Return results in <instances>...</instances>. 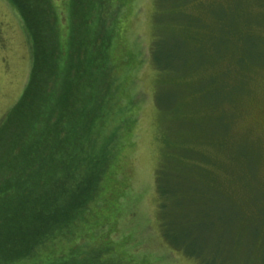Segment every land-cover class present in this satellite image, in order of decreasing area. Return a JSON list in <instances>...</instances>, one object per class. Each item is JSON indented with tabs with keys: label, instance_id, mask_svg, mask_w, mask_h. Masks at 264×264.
<instances>
[{
	"label": "rangeland",
	"instance_id": "rangeland-1",
	"mask_svg": "<svg viewBox=\"0 0 264 264\" xmlns=\"http://www.w3.org/2000/svg\"><path fill=\"white\" fill-rule=\"evenodd\" d=\"M92 1L101 9L97 6L99 13H92L94 20L98 15L99 22L91 24ZM263 1L187 0L182 10L201 16L202 35L217 29L215 17L219 12L233 16L236 28L248 25L252 33L243 42L236 36L229 37L227 46H219L223 40L217 37L213 41L217 46L204 44L197 68L180 71L185 74L182 80L176 73L179 70H173L178 67L166 71L167 78L160 80L151 59L157 29L165 36L166 50L172 57L169 63H175L171 35L178 25L168 3L159 8L157 0H50L54 15L48 17L50 31L40 44L43 53L38 55V86L29 91L35 69L32 40L13 2L0 0V259L10 256L11 251H26L25 257H31L32 250L34 254V249H39V257L19 264H56L70 257L95 260L98 256L103 264H199L169 244L161 233L155 184L156 168L163 155L161 139L172 140L179 120L185 127H196L198 131L194 127L180 131L184 138L197 136V141H182V146L194 145L202 150L211 169V165L218 168L224 163L231 194L237 183H244L249 197L254 192L264 197V10L259 7ZM42 6L37 10L44 9ZM245 19L247 22H243ZM90 25L99 28L94 44L89 40L95 34ZM225 76L227 86L234 87V96L223 108L210 103L200 107L191 100L203 83L204 91L212 90ZM176 90L179 108L172 113L164 108V96ZM27 91L25 105L14 115ZM201 95L197 96L199 100ZM66 96L73 98L69 113L72 120L85 119L81 151L75 140L80 133L77 121H71L73 128L68 127L67 132L62 119L55 121L58 128L42 125L43 119L56 117ZM51 108L53 113L49 114ZM41 114L45 116L40 118ZM216 120L225 125L228 122L227 147L221 150L205 142L208 135L217 138V133H211ZM41 126L43 132L39 131ZM75 148L78 167H65L68 151L74 154ZM107 156L90 200L86 206L67 212L71 215L66 216V225L56 231L50 244L24 247L19 240L21 230L3 227L2 216L8 214L9 203L27 199L30 193L38 194L42 203L53 196L55 186H61L63 167L71 171L73 180L66 184L71 188L61 199L68 204L75 199L71 192L76 182L82 197L92 188L93 175L96 177L99 164ZM174 156L170 151V162ZM51 164L56 169L49 177L46 165ZM169 203L172 209L173 201ZM250 233L247 229L243 249L250 248ZM11 236L16 238L14 243L9 241Z\"/></svg>",
	"mask_w": 264,
	"mask_h": 264
},
{
	"label": "trees",
	"instance_id": "trees-1",
	"mask_svg": "<svg viewBox=\"0 0 264 264\" xmlns=\"http://www.w3.org/2000/svg\"><path fill=\"white\" fill-rule=\"evenodd\" d=\"M11 1L22 15L33 44L35 69H33L28 88L29 91H32L34 90V86H38V71L36 69H38V64L40 65V52L41 54L43 53V47L40 48V44H42L48 36L50 29L47 26L49 25L51 27L48 17L53 18L54 10L50 0ZM157 1L159 8H164L166 3L171 6L172 16L175 15L173 19L178 25L176 30L173 31V35H171L174 36L171 39V42H174V46L172 45L173 50L175 47L174 64L169 63L172 57L169 56L166 50L168 45L165 42L163 31L157 29V35L151 49V59L160 80L167 78L165 72L168 70H179V72L176 73L178 74L179 80H182L185 74L180 71L183 69L197 68L201 62L200 59H202L201 51L203 50L202 48H204V44L209 43L214 45L217 37H222L223 40L221 44H218L219 46L222 44H226L227 46V44L230 45L231 43V37L236 36L239 41L243 42L250 36L249 33L252 28H249L246 24H244L242 28H236L233 16L230 17L220 12L218 16L215 17L217 29L209 31L207 35H202L201 29L203 27V21L201 16L192 15L182 10L187 0ZM40 3L43 5L42 7H44V9L39 11L37 7L38 9L41 8ZM97 6L101 9L96 2L92 1L90 5V14L92 16L91 24L92 21L99 22L98 15L94 20L93 17H95V14H92L95 12L96 14L99 13L97 11ZM259 7L264 10V1L259 3ZM40 13H43V17L48 23L47 25ZM226 18H229V21H226ZM243 22H247V20L245 19ZM89 28L95 31L93 37L89 39L90 42L94 44V42L98 40L97 35H99V28H94L91 25ZM86 35H88V32L85 31V40ZM183 51L185 52L184 54ZM101 53L103 54V48L101 49ZM172 67L178 68L176 70ZM172 76L174 77L175 73L172 74ZM226 78V76L225 78L221 77L220 80H224L213 88L216 89L214 92H212L213 89L204 91L205 85L203 83L202 86L196 89L194 95L190 96L191 100L196 102L197 106L200 107L210 103L212 106L223 108L225 106L224 104L229 102V99H232L234 96V87L227 86ZM178 81H176L175 84L178 83ZM209 82L207 81L206 85H208ZM29 91L21 98L20 103L14 110V115L16 114V110H18L19 113L21 111L20 109L25 105L30 93ZM177 93L178 91L170 92L168 95L164 96L166 100L164 108L170 109L172 113H175L177 110L176 108H179L176 103L180 100V96ZM200 94L202 95L199 100ZM58 102L59 97L56 98V104ZM159 104L161 106L164 105L163 98ZM72 106L73 98L66 96L64 101L61 102V109H57L56 117L52 118L50 115L52 119H43L44 122L42 125L44 127L49 126L50 128L54 125L58 128L55 121L62 119L63 125L66 126L65 131L67 132L68 127L73 128L70 126L72 122L77 121L80 133L75 136V140L77 139V144L78 146L80 145L78 148L81 151L80 134L85 119L74 118V120H72L69 115ZM161 110L162 108L159 109V114ZM52 113L53 109L51 108L49 114ZM44 116L45 115L42 116L41 114L40 118ZM65 120L67 122L64 124ZM226 125L228 126V122ZM226 125L220 120H216L211 125V133H217V138L215 139V136L212 137V135H208L205 140L206 144H216L220 150L225 149L228 142L226 139ZM193 127L194 126L187 125L185 127L182 120H179L175 125L176 130L175 134L172 136V140L166 138L161 139V151L163 155H161V161L156 168L155 184L158 198V221L162 236L169 244L180 249L186 256L195 259L199 264H264V208L262 207L264 205V197L260 194H255V192L249 197L247 186H245L244 183H237L238 187L235 186V190L231 194L225 182L228 180L227 176H229V172L224 163H221L218 168L211 165V167H213L211 169L208 166L210 161L202 150H199L194 145H192L193 148L189 147V145L184 148V146H182V141H184L185 144L193 140L197 141V136H191L193 139L190 136L184 138V135H181L180 131L184 128L185 130L186 128L190 130V128ZM193 130L198 131L196 127H194ZM39 131L43 132L42 126L39 128ZM181 136L184 139L181 138ZM76 149L77 148L74 150L75 155L72 153V150L68 151V157L66 158H70L66 164H64L65 167L69 168L71 166L72 169L78 167L80 162H78L79 158ZM170 151L175 152V156L172 157V162L168 159ZM205 153L207 152L205 151ZM108 157L109 156L105 157L103 163L99 164L98 168L100 169L96 173V177L93 175L95 180L92 188L89 189L90 193L84 191L82 197H79L81 186L76 182V185L73 187V192H71V196L74 197L75 195V199L68 201L71 202L69 204L63 202L61 199L62 195H64L67 190L70 191L71 188L66 184L73 180L69 176L71 171L63 167L61 170L63 174L61 176L59 174L61 186L55 183L57 185L55 186L56 191L53 196L45 199V202L42 203L41 198L36 196L38 194L33 195L30 193L27 194V199L21 198L17 203H9L8 214H3L2 216L3 227H9L10 231L21 230L19 240L25 243L24 247L30 244L36 247L47 246L48 243L50 244L52 242L55 234H57L56 231L59 230L61 226L66 225L68 221L66 216L68 214L71 215V213L67 212L71 211L74 207V209L78 210L86 206L96 189L97 181L106 167ZM104 162L105 167L103 166ZM89 163L90 162L87 161V164ZM46 166L50 169L49 171L46 169V175L52 177L56 165L51 164ZM238 169L239 167H237L236 170ZM171 201H173L172 209L168 206ZM66 203L68 204L67 206ZM13 214L14 217H12ZM169 215H172L171 221L169 220ZM230 224H232L231 230ZM247 229H251L252 232L249 235L251 245L250 248L246 247L243 249L245 232ZM30 230H34L32 235L29 234ZM13 239L16 240L15 237L11 236L9 241L14 243L15 240ZM38 250L39 249H34V254L32 250L31 257H25L27 256L25 255L26 251H23V254H21L22 252L19 254V252L11 251L10 256L6 255L0 259V264H19L21 260L37 258L39 257ZM4 253L5 252L2 254ZM17 254L18 257L21 255H23V257L16 258L15 256ZM69 259L71 260L66 259L64 260L65 262L58 260L60 262L56 264H103L102 258L100 259L99 256L95 260L86 257L84 260L83 257L81 259L70 257ZM21 263L24 264L23 261Z\"/></svg>",
	"mask_w": 264,
	"mask_h": 264
}]
</instances>
